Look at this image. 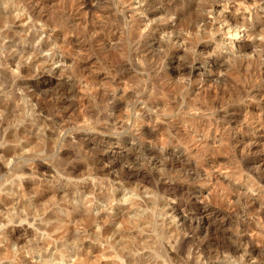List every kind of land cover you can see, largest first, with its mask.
Returning a JSON list of instances; mask_svg holds the SVG:
<instances>
[{"label":"rangeland","instance_id":"rangeland-1","mask_svg":"<svg viewBox=\"0 0 264 264\" xmlns=\"http://www.w3.org/2000/svg\"><path fill=\"white\" fill-rule=\"evenodd\" d=\"M237 3L0 0V264H264V186L232 147L264 142L243 108L264 0L214 19ZM197 11L218 47L162 55Z\"/></svg>","mask_w":264,"mask_h":264},{"label":"bare ground","instance_id":"bare-ground-1","mask_svg":"<svg viewBox=\"0 0 264 264\" xmlns=\"http://www.w3.org/2000/svg\"><path fill=\"white\" fill-rule=\"evenodd\" d=\"M147 4V3H146ZM185 4V3H184ZM182 6V5H181ZM184 6V5H183ZM211 4L209 3H206V4H203L201 5V8H211ZM177 7V6H176ZM242 7V0H238V3L236 5H234L233 7L230 8V11L227 12V13H223V14H216L215 15V18L216 20H219L221 21L222 23L224 22H228L230 21L231 24L233 26H236V21H237V15L235 14L237 9L238 8H241ZM187 17L184 16V18ZM181 18L180 15H176L175 16V22L179 21ZM192 21L190 24L188 25H185L183 27V29L185 30V32H182V33H176L173 35V37H167L163 42L161 41H158L159 45L163 46L162 47V50H161V54H166L168 52L171 51V48L169 46V41L171 42V39L175 38V39H178V40H183L184 38L187 39V43L185 45H188L190 48H192V52L195 51L193 48L195 47V44L201 40V39H206L208 42H212L215 47H218V42L220 41L217 37V39L215 38V33L214 31H216L214 25L212 22H209L208 19L203 16L200 12H195L193 14H189V17ZM175 24V23H174ZM264 24V23H263ZM262 23L261 24H258L256 27H254L253 29L251 30H248L249 31V34H253L254 32H257L259 31L260 27L263 25ZM214 27V28H213ZM214 30V31H213ZM236 34V33H235ZM186 35V37H185ZM219 40V41H218ZM157 43V44H158ZM144 44V42H143ZM262 46V45H261ZM248 47V44L247 43H242L240 44V47H239V51H243L245 50L246 48ZM143 49V48H142ZM172 50H174L172 48ZM173 53V52H172ZM261 53V50L259 52H257V56ZM262 54V53H261ZM220 56L219 55H215L214 57H212L209 62L214 66H218L219 62H220ZM9 60V59H8ZM238 60V58H237ZM202 62V60H201ZM156 66V62L154 61L153 62ZM158 65V64H157ZM154 66V65H153ZM172 67V66H171ZM261 70V69H260ZM259 70V71H260ZM264 73V72H263ZM257 74V73H256ZM258 75V74H257ZM260 75V74H259ZM263 76V74L261 75ZM252 77V76H251ZM259 77V76H258ZM264 79V78H263ZM257 80V79H256ZM262 84V83H261ZM248 91V90H247ZM248 95L251 94V98L255 101L254 103L251 102H247L246 101V104L243 106V108H245L246 110L250 111V112H253L254 115L256 116L257 118V123L259 125V127L261 128H264V91L261 89H257L255 91H248L247 92ZM231 94V93H230ZM245 94V93H244ZM247 96V95H245ZM250 96V95H249ZM222 97V96H221ZM232 97V95H231ZM260 100V101H259ZM210 105L213 106V104L211 103ZM215 108V107H214ZM241 108V109H243ZM226 110V109H225ZM224 110V111H225ZM244 110V109H243ZM234 111V110H233ZM226 112V115L230 118L231 114V109L228 108ZM233 114V113H232ZM251 114V113H250ZM223 115V114H222ZM225 119V118H224ZM228 119V118H227ZM229 120V119H228ZM231 120V119H230ZM147 131V130H146ZM149 131V130H148ZM145 130H142V133H144ZM150 133V132H149ZM239 139V140H238ZM235 137L233 140V145L232 147H235V149L239 150L240 152V149H241V156L243 155V157L241 158L242 159V166L244 167V169L246 170L247 173H250L251 176L254 177V179L259 182V183H262L263 186H264V142H259V139L257 138H252V139H249V140H245L242 144H240L239 142L241 141V138H238ZM232 141V139L230 140ZM238 143V145H236ZM231 144V142H230ZM248 155H251L253 156L252 158H247ZM239 157V156H238ZM239 159V158H238ZM177 162V161H176ZM180 163V162H179ZM240 163H241V160H240ZM241 165V164H240ZM241 167V166H240ZM256 183V182H255ZM183 194V193H182ZM190 196V195H189ZM202 201V200H201ZM244 201V200H243ZM244 204V203H243ZM174 210V209H173ZM171 212V211H170ZM205 215V214H204ZM260 218L264 219V213H261L260 215ZM18 229V228H17ZM18 232V231H17ZM252 249V248H251ZM67 253V252H66ZM77 256V255H76ZM43 257V256H42ZM79 256H77V260L76 261H82L81 258H78ZM49 258V256H48ZM54 260V262H52L53 264H60V263H67L69 262V258L68 256L66 257H61V258H51V260ZM80 259V260H78ZM86 259V258H85ZM45 260V259H44ZM47 260V259H46ZM52 260V261H53ZM84 261V259H83ZM43 262H41L42 264ZM75 263V262H73ZM77 263V262H76ZM80 263V262H79Z\"/></svg>","mask_w":264,"mask_h":264}]
</instances>
